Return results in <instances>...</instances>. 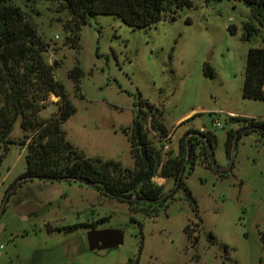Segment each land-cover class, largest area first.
<instances>
[{"label": "rangeland", "instance_id": "1", "mask_svg": "<svg viewBox=\"0 0 264 264\" xmlns=\"http://www.w3.org/2000/svg\"><path fill=\"white\" fill-rule=\"evenodd\" d=\"M12 1L32 16L48 42L47 62L61 61L54 74L75 107L61 128L86 156L134 166L125 132L140 93L163 110L168 136L154 140L163 159L176 156L180 137L192 130L201 140L197 150H210L205 136L214 139L213 168L201 161L202 153L190 175L186 166L185 182L197 209L179 190L166 203L145 205L147 214L75 182H14L26 168V146L20 142L30 135L16 122L10 133L15 143L7 150L0 145V264H129L137 258L139 264H264V137L245 134L230 155L225 149L227 133L239 125L230 114L240 123L264 120V101L242 97L248 50L264 45V28L250 9L234 0H192L174 20L138 29L116 16L97 14L81 26L78 47L72 48L65 42L72 16L59 0ZM247 20L259 30L243 40ZM76 63L84 74L79 91L68 77ZM206 67L213 75L205 73ZM57 112V98L49 94L40 116ZM214 169L227 173L220 177ZM153 180L164 192L174 189L173 179ZM103 216L108 221L98 229L124 233L123 243L104 254L88 249L87 226L56 230ZM186 226L199 234L195 245ZM209 233L216 243L209 242Z\"/></svg>", "mask_w": 264, "mask_h": 264}, {"label": "trees", "instance_id": "2", "mask_svg": "<svg viewBox=\"0 0 264 264\" xmlns=\"http://www.w3.org/2000/svg\"><path fill=\"white\" fill-rule=\"evenodd\" d=\"M234 1L247 6L259 27L264 28V0ZM59 2L72 16L71 25L66 28L69 36L65 41L66 44L70 43L69 46L72 48L78 47L81 26L97 14L116 16L128 26L138 29L150 27L162 19L174 20L178 10L192 5V0H59ZM229 30L231 33L236 32L233 25L229 26ZM258 30L253 22L247 20L243 23L241 38L248 40ZM48 45L31 15L12 0H0V145L7 150L10 144L15 143L10 133L16 122H19L24 132L30 133L20 142L26 146V168L14 182L20 184L32 179L75 182L97 190L108 199L127 203L131 210L139 206L140 209L136 211L147 214L149 211L147 212L145 205L166 203L182 190L184 200L197 209L196 198L185 182V170L189 164L187 174L190 175L201 153L203 156L201 161L208 165V168H213L211 148L214 139L205 136L210 150L205 147L197 150L202 146L201 140L197 137L199 133L187 130L179 139L178 154L163 159L161 149L155 144L156 139L165 140L168 136V128L163 122V110L149 103L139 93L135 101L131 126L127 127L125 132L131 146L134 166L125 167L118 160L86 156L66 139L65 131L61 128L75 112V107L68 97L64 84L54 74V69L61 61L54 60L53 63H48L45 58ZM204 70L205 73L213 75L210 67ZM83 75L78 63L68 71V77L74 82L76 91L80 90ZM49 94L57 98L58 112L49 118H42L40 112L46 108ZM242 97L264 101V45L250 47L248 50ZM230 119L239 125L227 133L225 140L227 155H230L234 143L242 135L257 132L264 137V120L245 118V122L240 123L238 116H230ZM150 130L154 132L153 138L150 137ZM214 172L220 177L227 173L221 169H214ZM155 176L174 180V189L168 190L162 199L161 196L166 192L163 191L161 184L153 180ZM169 204L167 203L166 207ZM106 221L108 216H103L91 224L77 223L57 227L56 230H72L81 226L98 228L99 224ZM184 229L187 232L188 226ZM187 233L195 245L199 240V234ZM208 237L210 243H216V237L212 233H209ZM222 247L224 251L227 250L226 245L223 244ZM129 264H139V258L134 262L130 260Z\"/></svg>", "mask_w": 264, "mask_h": 264}, {"label": "water", "instance_id": "3", "mask_svg": "<svg viewBox=\"0 0 264 264\" xmlns=\"http://www.w3.org/2000/svg\"><path fill=\"white\" fill-rule=\"evenodd\" d=\"M166 194L167 192L160 199ZM86 239L89 250L104 254L123 243L124 233L121 228H92L86 232Z\"/></svg>", "mask_w": 264, "mask_h": 264}, {"label": "built area", "instance_id": "4", "mask_svg": "<svg viewBox=\"0 0 264 264\" xmlns=\"http://www.w3.org/2000/svg\"><path fill=\"white\" fill-rule=\"evenodd\" d=\"M230 115L232 116L233 114H230ZM217 125H218V126H220V127L222 126V124H221V123H219V122L217 123Z\"/></svg>", "mask_w": 264, "mask_h": 264}]
</instances>
